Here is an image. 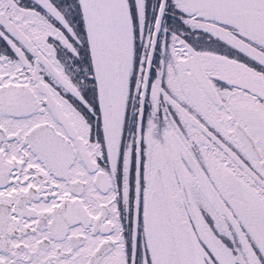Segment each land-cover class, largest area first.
Segmentation results:
<instances>
[{"label": "snow or ice", "instance_id": "obj_1", "mask_svg": "<svg viewBox=\"0 0 264 264\" xmlns=\"http://www.w3.org/2000/svg\"><path fill=\"white\" fill-rule=\"evenodd\" d=\"M0 264H264V0H0Z\"/></svg>", "mask_w": 264, "mask_h": 264}]
</instances>
